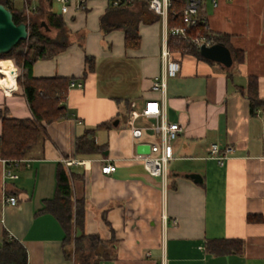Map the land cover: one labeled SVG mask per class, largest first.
<instances>
[{
    "label": "crops",
    "instance_id": "crops-1",
    "mask_svg": "<svg viewBox=\"0 0 264 264\" xmlns=\"http://www.w3.org/2000/svg\"><path fill=\"white\" fill-rule=\"evenodd\" d=\"M200 1L199 16L210 33L227 38L228 46L221 45L231 52L230 68L203 58L201 48L202 57L173 54L168 19L147 0H123L121 6L88 0L86 11H77L72 0L65 15L55 4L71 43L55 58L35 63L33 75L68 78L83 88H69L68 115L46 125L42 145L19 160L0 159V251L13 239L26 248L28 264H81L60 221L46 210L63 169L74 203L84 201L85 207L81 226L74 215L73 239L98 237L97 247L84 244L97 264H264V0ZM104 16L119 28L103 31ZM125 29L138 31L139 47L126 46ZM164 49L181 64L178 76L167 81L165 99L167 120L182 132L171 144L174 160L163 180L134 160L150 154L158 140L144 130L148 122L132 114L161 98L152 82ZM16 77L17 69L0 74V110L10 118H32ZM253 81L261 103L252 109ZM132 127L141 130L138 138ZM92 129L100 149L78 154L76 141ZM212 144L233 146L235 153L221 166L208 158ZM71 161L84 163L67 165ZM106 164L116 171L103 174ZM220 240L240 241L241 251H210L211 242Z\"/></svg>",
    "mask_w": 264,
    "mask_h": 264
},
{
    "label": "trees",
    "instance_id": "trees-1",
    "mask_svg": "<svg viewBox=\"0 0 264 264\" xmlns=\"http://www.w3.org/2000/svg\"><path fill=\"white\" fill-rule=\"evenodd\" d=\"M17 1L21 2V6L16 5ZM184 2V0H171L170 3L168 16L170 51L173 54L195 53L200 56L199 48L191 42V39L198 36L212 39L215 44L228 46L227 38L213 36L201 17L197 25L188 30L187 39L174 36L171 33L172 29L184 25L182 18ZM0 4L11 10L16 24L27 23L29 32L27 40L20 41L9 54L0 55V59L16 61L17 83L22 88L32 111V118L15 119L8 117L6 110H0L2 121L0 159L15 161L42 145L45 140L46 125L68 115L66 102L71 80L63 77L36 78L33 75V66L38 61L55 58L70 46L71 41L62 15L55 10L54 0H37L36 2L34 0H0ZM121 5L122 3L119 6ZM101 25L105 32L119 28L109 25L106 16L102 18ZM125 33L126 46L139 47L141 38L138 31L125 29ZM24 48H26L25 52L19 50ZM233 57L237 61H243V54L238 51H233ZM249 92L250 105L253 109L255 105L261 103L254 81L251 82ZM101 127L103 126L98 128ZM97 129L88 130L76 141L78 154L91 153L100 149L95 139ZM46 210L53 213L60 221L67 232L69 242L75 247V253L79 256L81 264H97L100 259L96 258L97 260L92 263L91 260L96 253L88 254L84 244L90 240L97 247L100 244L98 237L82 235L73 239L74 215L76 214V226H81L84 221L85 207L84 201L74 203L71 183L63 169H60L57 175V197L46 202ZM231 246L235 247L234 251H241V242L236 240L211 242L210 251L217 254L229 253L232 252ZM0 264H28L26 248L16 240H6L0 251Z\"/></svg>",
    "mask_w": 264,
    "mask_h": 264
},
{
    "label": "built area",
    "instance_id": "built-area-1",
    "mask_svg": "<svg viewBox=\"0 0 264 264\" xmlns=\"http://www.w3.org/2000/svg\"><path fill=\"white\" fill-rule=\"evenodd\" d=\"M56 3L61 4V13L67 14L69 11L68 3L72 0H54ZM76 1L77 11L87 10L88 0H73ZM115 6H119L123 0H112ZM149 8L160 15L164 20L168 19L169 7L171 0H147ZM201 8L200 0H187L186 6L183 10V22L184 25L172 29L171 33L174 36L187 39L188 30L197 25L199 22V14ZM204 24H206L204 20ZM191 42L201 48L203 46L211 47L215 45L212 39L202 37H196L191 39ZM162 67L159 76L153 79L152 91L161 94L160 99H150L146 101L144 108L140 112H134L132 114L133 120L137 118H143L148 122V125L144 128L145 131L154 132L157 135V143L151 145L150 154H137L134 156V160L141 162L145 170L152 177H160L163 180L167 178L168 164L174 160L172 156L171 144L178 139L182 132L180 124L170 123L166 116V99L165 93L167 89V81L170 78H175L181 71V64L179 61L172 58L168 49H164L162 52ZM2 76V75H1ZM18 77V69H17ZM16 77V80H17ZM70 88H83V83L71 82ZM135 107L134 104H132ZM134 137L138 138L141 135V130L136 127H132ZM235 153L233 146H220L218 144H212L209 148V159L215 160L219 165H223L229 160ZM5 162H8L5 160ZM83 165L84 162L71 161L67 162V165L73 164ZM116 166L112 164H106L102 167V173L107 175L116 171ZM9 178H17L11 171L7 172ZM7 202L15 206L18 201L15 197L7 198Z\"/></svg>",
    "mask_w": 264,
    "mask_h": 264
},
{
    "label": "water",
    "instance_id": "water-1",
    "mask_svg": "<svg viewBox=\"0 0 264 264\" xmlns=\"http://www.w3.org/2000/svg\"><path fill=\"white\" fill-rule=\"evenodd\" d=\"M28 37V24H16L11 10L0 4V55L9 54L20 41L27 40ZM201 53L205 59L223 64L227 68L233 65L231 52L221 44L203 46Z\"/></svg>",
    "mask_w": 264,
    "mask_h": 264
},
{
    "label": "bare ground",
    "instance_id": "bare-ground-1",
    "mask_svg": "<svg viewBox=\"0 0 264 264\" xmlns=\"http://www.w3.org/2000/svg\"><path fill=\"white\" fill-rule=\"evenodd\" d=\"M13 63L9 61H2L0 62V74L10 75L14 74L16 68L12 65Z\"/></svg>",
    "mask_w": 264,
    "mask_h": 264
},
{
    "label": "rangeland",
    "instance_id": "rangeland-1",
    "mask_svg": "<svg viewBox=\"0 0 264 264\" xmlns=\"http://www.w3.org/2000/svg\"><path fill=\"white\" fill-rule=\"evenodd\" d=\"M16 5L19 7V6H21V2L20 1H17L16 2ZM50 35H52V34H50ZM25 47H27V45L25 46ZM19 50H23L24 52L26 51V48H24V49H19ZM2 61H9V62H11V63H13L12 65L16 68V69H18V67H17V65H16V61L14 60V59H0V62H2ZM153 134H155L154 132H153ZM97 259L95 258V256H93V258H92V260H91V262L92 263H94L95 261H96Z\"/></svg>",
    "mask_w": 264,
    "mask_h": 264
}]
</instances>
